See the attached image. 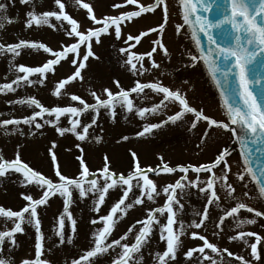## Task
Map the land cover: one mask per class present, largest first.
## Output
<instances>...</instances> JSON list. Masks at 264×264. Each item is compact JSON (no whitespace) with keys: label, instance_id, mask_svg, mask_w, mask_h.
Listing matches in <instances>:
<instances>
[{"label":"rangeland","instance_id":"1","mask_svg":"<svg viewBox=\"0 0 264 264\" xmlns=\"http://www.w3.org/2000/svg\"><path fill=\"white\" fill-rule=\"evenodd\" d=\"M227 126L177 0H0V264H264Z\"/></svg>","mask_w":264,"mask_h":264},{"label":"water","instance_id":"2","mask_svg":"<svg viewBox=\"0 0 264 264\" xmlns=\"http://www.w3.org/2000/svg\"><path fill=\"white\" fill-rule=\"evenodd\" d=\"M185 13L264 196V0H186Z\"/></svg>","mask_w":264,"mask_h":264},{"label":"bare ground","instance_id":"3","mask_svg":"<svg viewBox=\"0 0 264 264\" xmlns=\"http://www.w3.org/2000/svg\"><path fill=\"white\" fill-rule=\"evenodd\" d=\"M261 249H262V251L264 252V244L262 245V248H261Z\"/></svg>","mask_w":264,"mask_h":264}]
</instances>
